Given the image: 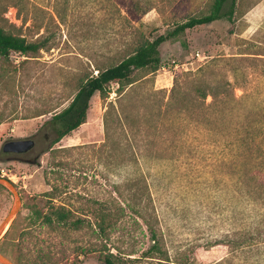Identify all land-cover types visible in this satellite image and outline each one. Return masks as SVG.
<instances>
[{"label": "rangeland", "instance_id": "obj_1", "mask_svg": "<svg viewBox=\"0 0 264 264\" xmlns=\"http://www.w3.org/2000/svg\"><path fill=\"white\" fill-rule=\"evenodd\" d=\"M53 1L28 0L24 24L13 7L0 20L28 40L39 35L49 39V47L29 60L11 52L0 69V223L16 201L7 182L20 199L17 214L0 234V252L20 264H40L39 251L57 264H102L107 251L116 255V264H264V196L252 199L244 193L225 139L235 114L212 130L192 121L185 110L163 115L175 81L189 99L185 73L196 72L212 58L236 96L264 105V55H237L256 49L264 54V0H237L231 22L216 20L164 42L159 69L120 99L131 128H116L113 115L110 137L105 136L107 102L119 105L118 86L111 83L109 97L102 100L95 93L86 122L53 146L64 149L51 154L43 152L49 141L37 133L51 113L29 116L68 99L77 77L96 73V64L109 66L133 42L137 29L150 38L164 34L172 22L205 12L207 0L159 1L161 13L151 9L137 21L123 5L115 6L118 0H72L62 19ZM233 66L240 69L233 72ZM81 134L86 136L78 138ZM22 138L34 141L28 152L2 151L6 141ZM130 180L139 182L137 188L126 187ZM52 203L84 213L86 223L93 221V207L118 210L120 216L106 235L88 225L79 230L27 227L33 209L46 211ZM127 203L143 207L142 215Z\"/></svg>", "mask_w": 264, "mask_h": 264}, {"label": "trees", "instance_id": "obj_2", "mask_svg": "<svg viewBox=\"0 0 264 264\" xmlns=\"http://www.w3.org/2000/svg\"><path fill=\"white\" fill-rule=\"evenodd\" d=\"M71 1H53V8L60 19L66 16ZM159 1L163 2L165 0H118L116 4L113 1V4L115 6L123 5L128 11L127 14L134 16L137 21L151 9H157L161 13L164 6L158 5ZM166 1H169V4L174 2L173 0ZM205 5V12L202 11L198 15L186 16L181 21L172 22L170 30L153 38L137 29L133 35V42L122 53H119L117 58H112L109 66L102 67L96 64L94 66L96 73L91 71L82 73L77 77L75 92L65 100L67 101L66 105H63L64 101L54 108L44 109L29 116L36 117L51 113L50 117L41 124L37 131L38 135L44 140L49 141V146L43 152L52 154L55 153V150L64 149L54 148L53 146L61 138L86 122L90 99L95 93H98L102 100H106L111 92V83L118 86L115 92L117 99H119V105L115 107L112 100L107 102V108L103 114L105 136L108 139L110 137L113 127L109 120L113 115L116 117V128L121 127L123 130L125 126L131 128L133 123L129 121L130 114L125 110L121 100L131 87L148 81L149 77L147 76L153 75L159 69L161 65L160 46L166 41L176 39L187 29L207 25L220 19L231 22L236 11L237 0H207ZM8 7H13L16 10L17 18L21 19L22 24L27 22L29 19L27 15L29 12L28 0H0V20H6L4 13ZM48 42L49 39L42 35L33 40H28L24 35L12 32L0 25V69L8 64L11 52L19 53L25 57L24 60H29L31 57H36L40 50L48 48ZM258 46L262 48L260 44H257ZM237 55L242 58L245 55L259 56L264 54L256 49L255 52H239ZM231 69L233 72H237L240 68L233 66ZM137 73L140 74L136 75ZM183 83L191 86L189 99L182 97L184 94L183 86L175 81L168 98L165 100L163 115L173 116L175 113L185 110L192 121L199 122L207 129L212 130L215 126L228 122L229 116L233 112L236 119L231 132L225 135V139L233 150L235 173L246 195L252 199L263 197L264 105L248 104L247 101L250 98L245 95L236 96L231 81L217 66L216 58H212L209 64L199 67L194 73H185ZM152 94H156V92L153 91ZM179 96H181L180 100L177 99ZM208 96L211 97L210 102H206ZM14 119L17 118L14 117ZM126 133L125 135L128 138ZM137 185H139V182L136 180H130L126 183L128 188H137ZM144 188H146V185H143ZM115 191L119 197H122V193L117 187ZM52 198L53 196H51ZM127 206L138 215H142L141 210L143 207H137L136 203H127ZM81 214L82 216L85 215L84 213H74L63 205L52 203L48 205L46 211L38 208L33 209L27 227L45 225L55 229L61 225L71 230H79L88 225L93 227L98 235H106V231L115 226L120 216L118 210L106 211L102 207H93L90 212L93 221L91 223L87 220L86 223V219ZM12 227L11 224L4 236L10 234ZM152 236L154 235L152 234ZM37 257L41 261L40 264H57L56 261H52L49 256H45V253L40 251ZM101 260L102 264H116L117 257L114 253L107 251L102 255ZM14 262L20 264L17 260H14Z\"/></svg>", "mask_w": 264, "mask_h": 264}, {"label": "water", "instance_id": "obj_3", "mask_svg": "<svg viewBox=\"0 0 264 264\" xmlns=\"http://www.w3.org/2000/svg\"><path fill=\"white\" fill-rule=\"evenodd\" d=\"M33 146H34V141L31 138L13 139V140L6 141L2 145V151L6 153H24V152H28L29 150H31ZM7 185L9 189L12 191V193L16 196V201L14 203V207L8 212L6 217L0 223V234L4 230L5 226L10 222L11 218L15 214H17L18 209H19V203H20L19 195H18V192L14 184L7 182ZM0 261L3 264H16L12 260L4 256L1 252H0Z\"/></svg>", "mask_w": 264, "mask_h": 264}, {"label": "crops", "instance_id": "obj_4", "mask_svg": "<svg viewBox=\"0 0 264 264\" xmlns=\"http://www.w3.org/2000/svg\"><path fill=\"white\" fill-rule=\"evenodd\" d=\"M77 129L73 130L72 132H78V131H76ZM85 136H86L85 134H81L80 136L78 135V138H84Z\"/></svg>", "mask_w": 264, "mask_h": 264}, {"label": "flooded vegetation", "instance_id": "obj_5", "mask_svg": "<svg viewBox=\"0 0 264 264\" xmlns=\"http://www.w3.org/2000/svg\"><path fill=\"white\" fill-rule=\"evenodd\" d=\"M33 148V147H32ZM24 153H26V152H24ZM24 153H14V154H24Z\"/></svg>", "mask_w": 264, "mask_h": 264}, {"label": "bare ground", "instance_id": "obj_6", "mask_svg": "<svg viewBox=\"0 0 264 264\" xmlns=\"http://www.w3.org/2000/svg\"><path fill=\"white\" fill-rule=\"evenodd\" d=\"M5 227H6V226H5ZM4 230H5V228H4ZM4 230H3V231H4ZM3 231H2V232H3Z\"/></svg>", "mask_w": 264, "mask_h": 264}]
</instances>
